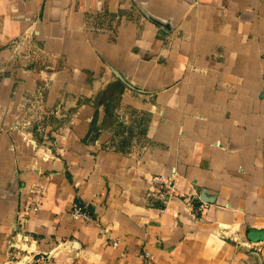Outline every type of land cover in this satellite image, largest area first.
I'll use <instances>...</instances> for the list:
<instances>
[{"label":"crops","instance_id":"crops-1","mask_svg":"<svg viewBox=\"0 0 264 264\" xmlns=\"http://www.w3.org/2000/svg\"><path fill=\"white\" fill-rule=\"evenodd\" d=\"M23 215L56 264H264V0H0V264Z\"/></svg>","mask_w":264,"mask_h":264},{"label":"built area","instance_id":"built-area-1","mask_svg":"<svg viewBox=\"0 0 264 264\" xmlns=\"http://www.w3.org/2000/svg\"><path fill=\"white\" fill-rule=\"evenodd\" d=\"M155 183L159 185L161 189L170 191L172 188V181L161 176L153 179ZM40 198L36 199L34 211L38 210ZM19 220L16 229V238L12 242V248L16 251L19 264H56V249L51 252H39L36 249L38 240L29 233L26 229L24 215ZM71 217L74 221H90L91 215L88 212L86 206L80 202H74L71 209ZM264 242V240L259 241ZM117 246V242H114ZM63 246V243H59V247ZM58 249V248H57ZM145 257H150L149 253L145 254Z\"/></svg>","mask_w":264,"mask_h":264},{"label":"water","instance_id":"water-1","mask_svg":"<svg viewBox=\"0 0 264 264\" xmlns=\"http://www.w3.org/2000/svg\"><path fill=\"white\" fill-rule=\"evenodd\" d=\"M250 239L253 241H262V240H264V237L250 236Z\"/></svg>","mask_w":264,"mask_h":264},{"label":"rangeland","instance_id":"rangeland-1","mask_svg":"<svg viewBox=\"0 0 264 264\" xmlns=\"http://www.w3.org/2000/svg\"><path fill=\"white\" fill-rule=\"evenodd\" d=\"M105 124H106V123H105ZM18 261H19V258H15L12 262L9 261V262H7L6 264H19Z\"/></svg>","mask_w":264,"mask_h":264}]
</instances>
